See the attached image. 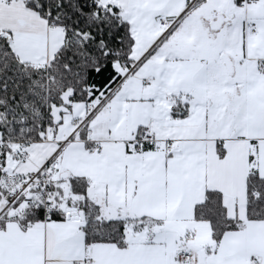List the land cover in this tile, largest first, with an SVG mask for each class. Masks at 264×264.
Listing matches in <instances>:
<instances>
[{
    "label": "snow or ice",
    "instance_id": "obj_1",
    "mask_svg": "<svg viewBox=\"0 0 264 264\" xmlns=\"http://www.w3.org/2000/svg\"><path fill=\"white\" fill-rule=\"evenodd\" d=\"M0 264H264V0H0Z\"/></svg>",
    "mask_w": 264,
    "mask_h": 264
}]
</instances>
